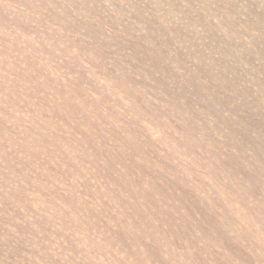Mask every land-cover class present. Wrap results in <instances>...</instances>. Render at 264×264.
<instances>
[{
  "label": "rangeland",
  "instance_id": "obj_1",
  "mask_svg": "<svg viewBox=\"0 0 264 264\" xmlns=\"http://www.w3.org/2000/svg\"><path fill=\"white\" fill-rule=\"evenodd\" d=\"M0 264H264V0H0Z\"/></svg>",
  "mask_w": 264,
  "mask_h": 264
}]
</instances>
